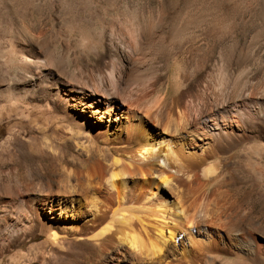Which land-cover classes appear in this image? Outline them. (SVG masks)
I'll return each instance as SVG.
<instances>
[{
  "label": "bare ground",
  "instance_id": "1",
  "mask_svg": "<svg viewBox=\"0 0 264 264\" xmlns=\"http://www.w3.org/2000/svg\"><path fill=\"white\" fill-rule=\"evenodd\" d=\"M122 22L129 34L80 31L74 47L87 62L71 73L30 38L6 59L18 76L0 89V103L23 118L57 113L56 138L68 160L61 175L23 179L12 151L20 133L9 129L0 138V251L39 235V258L29 252L13 264H48L53 248L73 246L89 249L81 264H106L113 252L112 264L262 258L257 233L213 189L221 172L208 160L247 143L264 154V93L250 96L249 84L220 60L174 96H152L157 77L143 73L141 62L149 29ZM237 157L254 155L246 148Z\"/></svg>",
  "mask_w": 264,
  "mask_h": 264
},
{
  "label": "rangeland",
  "instance_id": "2",
  "mask_svg": "<svg viewBox=\"0 0 264 264\" xmlns=\"http://www.w3.org/2000/svg\"><path fill=\"white\" fill-rule=\"evenodd\" d=\"M124 18L136 19L149 29V47L144 49L141 62L143 73L157 77L152 96H174L180 86L194 83L200 73L220 60L229 64L241 82L249 84L246 92L250 96L264 93V0H0V89L18 76L6 59L17 52L22 39H33L46 57L60 63V71L71 73L87 62L83 56L77 57L74 46L78 33L92 38H106L109 31L129 34ZM7 106L0 103V115L6 116L0 119V138L9 129L20 133L12 148L16 175L23 179L35 172L61 175L68 157L56 138L60 124L57 113L23 118ZM246 148L254 155L249 162L237 157ZM75 161L85 165L80 156ZM208 162L221 172L213 189L233 203L238 222L257 233L264 252L262 147L247 143ZM2 182L6 178L0 175ZM42 241L35 235L0 251V264H13L19 255L29 252H36L39 258ZM88 252L84 247L53 248L48 264H81ZM223 255L225 264H264V255ZM113 258L114 252L104 262L112 264Z\"/></svg>",
  "mask_w": 264,
  "mask_h": 264
}]
</instances>
